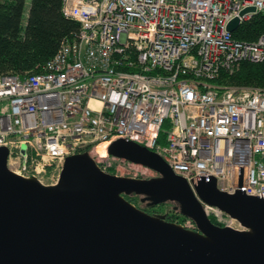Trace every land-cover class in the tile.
I'll return each instance as SVG.
<instances>
[{"label": "built area", "instance_id": "2783aa9c", "mask_svg": "<svg viewBox=\"0 0 264 264\" xmlns=\"http://www.w3.org/2000/svg\"><path fill=\"white\" fill-rule=\"evenodd\" d=\"M62 11L77 34L38 71L0 74L9 169L54 184L66 157L87 151L109 172L108 148L124 139L158 153L197 197L199 181L215 178L222 191L264 198V87L221 78L264 62V34L234 36L264 0H62Z\"/></svg>", "mask_w": 264, "mask_h": 264}, {"label": "water", "instance_id": "95a60500", "mask_svg": "<svg viewBox=\"0 0 264 264\" xmlns=\"http://www.w3.org/2000/svg\"><path fill=\"white\" fill-rule=\"evenodd\" d=\"M239 23L233 18L228 29ZM108 151L158 175L106 172L84 151L67 156L59 180L48 184L9 169V150L0 146V264H264V198L222 191L211 178L195 186L200 200L148 147L118 139ZM125 194L175 202L196 229L151 215ZM204 203L243 229L213 222Z\"/></svg>", "mask_w": 264, "mask_h": 264}, {"label": "trees", "instance_id": "16d2710c", "mask_svg": "<svg viewBox=\"0 0 264 264\" xmlns=\"http://www.w3.org/2000/svg\"><path fill=\"white\" fill-rule=\"evenodd\" d=\"M80 24L62 11V0H0V74L38 71L58 50L62 41L74 37ZM264 34V14L244 22L234 36L254 40ZM233 84L264 87V62H243L238 71L222 73ZM213 222L222 225L214 215Z\"/></svg>", "mask_w": 264, "mask_h": 264}, {"label": "rangeland", "instance_id": "374dc122", "mask_svg": "<svg viewBox=\"0 0 264 264\" xmlns=\"http://www.w3.org/2000/svg\"><path fill=\"white\" fill-rule=\"evenodd\" d=\"M239 69L237 68L236 71ZM235 71V72H236ZM109 171L114 174L120 175H128V176H135V177H148L154 176L156 172L152 171V169L138 163L131 162L127 159L111 156L110 158V167ZM177 203L171 202L167 205H163L162 209H168V211L176 218H180V211L176 208ZM164 209V210H165ZM178 210V211H176Z\"/></svg>", "mask_w": 264, "mask_h": 264}, {"label": "flooded vegetation", "instance_id": "af4514ba", "mask_svg": "<svg viewBox=\"0 0 264 264\" xmlns=\"http://www.w3.org/2000/svg\"><path fill=\"white\" fill-rule=\"evenodd\" d=\"M151 169V168H150ZM154 171V170H152ZM111 173V171H109ZM156 172V171H154ZM158 173L154 176H157ZM148 177H152L151 175ZM148 177H140V178H148ZM126 198L130 200L131 202L135 203L139 208L142 210L146 211L147 213L151 215H164L166 220L173 221V222H178V223H187L189 218L185 217L183 214L178 213L180 215V218H176L171 213L168 211V209H162L161 207L163 205H167L168 203H171L172 201H166L163 203H158V204H152L150 200L145 199L144 196L138 195V194H125ZM178 211V210H176ZM196 228V227H195Z\"/></svg>", "mask_w": 264, "mask_h": 264}, {"label": "bare ground", "instance_id": "6f19581e", "mask_svg": "<svg viewBox=\"0 0 264 264\" xmlns=\"http://www.w3.org/2000/svg\"><path fill=\"white\" fill-rule=\"evenodd\" d=\"M69 18V17H68ZM98 151L101 152L103 155H107V151L104 146H100L98 148Z\"/></svg>", "mask_w": 264, "mask_h": 264}]
</instances>
